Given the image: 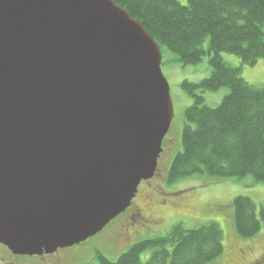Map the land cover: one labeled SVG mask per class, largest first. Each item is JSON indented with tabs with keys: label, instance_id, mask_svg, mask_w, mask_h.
Masks as SVG:
<instances>
[{
	"label": "water",
	"instance_id": "1",
	"mask_svg": "<svg viewBox=\"0 0 264 264\" xmlns=\"http://www.w3.org/2000/svg\"><path fill=\"white\" fill-rule=\"evenodd\" d=\"M172 120L158 45L112 0H0V245L32 257L100 233Z\"/></svg>",
	"mask_w": 264,
	"mask_h": 264
},
{
	"label": "trees",
	"instance_id": "2",
	"mask_svg": "<svg viewBox=\"0 0 264 264\" xmlns=\"http://www.w3.org/2000/svg\"><path fill=\"white\" fill-rule=\"evenodd\" d=\"M140 22L159 49L173 54L181 67L209 57V76L184 80L180 89L192 100L184 110L181 151L167 174L168 183L192 177L242 179L264 183V86L241 77V67L264 61V0H112ZM239 58L240 68L221 55ZM227 88L221 103L210 108L203 95ZM233 224L242 238L264 225V205L248 197L233 200ZM222 231L208 222L198 228L174 226L163 237L140 241L112 262L98 255L94 264H209L223 253ZM149 258L142 260L144 253Z\"/></svg>",
	"mask_w": 264,
	"mask_h": 264
},
{
	"label": "rangeland",
	"instance_id": "3",
	"mask_svg": "<svg viewBox=\"0 0 264 264\" xmlns=\"http://www.w3.org/2000/svg\"><path fill=\"white\" fill-rule=\"evenodd\" d=\"M182 5L187 0H179ZM161 71L169 84L173 104V120L162 143L155 175L148 182L139 184L137 193L124 213L111 221L96 236L69 248L59 249L56 257L61 264H94L98 255L114 262L132 245L151 238L163 237L181 224L187 229L213 222L222 231L223 253L209 264H264V225L253 237L242 238L233 224V200L236 197L250 198L257 213L264 205V183H256L251 176L242 179H212L192 177L168 183L167 174L175 155L181 151V134L186 120L184 110L192 105V100L180 89L184 80L200 82L210 73L209 57L204 56L195 66L181 67L176 58L166 49H161ZM225 64L240 68L239 58L223 54ZM240 77L248 84L264 86V61L254 66L241 67ZM229 93L223 88L213 93H205V105L217 107ZM150 187V191L147 188ZM136 207L142 208L145 224L136 221L129 223L128 216ZM146 252L142 260L149 258ZM244 258V260H243Z\"/></svg>",
	"mask_w": 264,
	"mask_h": 264
},
{
	"label": "flooded vegetation",
	"instance_id": "4",
	"mask_svg": "<svg viewBox=\"0 0 264 264\" xmlns=\"http://www.w3.org/2000/svg\"><path fill=\"white\" fill-rule=\"evenodd\" d=\"M163 143V142H162ZM155 175V174H154ZM150 181V180H149ZM148 182V180L146 181ZM146 192L150 191V187L147 188ZM132 203L130 205L131 209ZM144 211L142 208L136 207L135 210L128 216L129 223H136V221L145 224V219L143 216ZM58 250L52 254L43 253L40 256H19L14 255L7 248L0 245V264H61L62 258H55ZM244 260V258H243Z\"/></svg>",
	"mask_w": 264,
	"mask_h": 264
},
{
	"label": "bare ground",
	"instance_id": "5",
	"mask_svg": "<svg viewBox=\"0 0 264 264\" xmlns=\"http://www.w3.org/2000/svg\"><path fill=\"white\" fill-rule=\"evenodd\" d=\"M151 38H152V37H151ZM153 41H154V40H153ZM159 50H160V49H159ZM160 53H161V51H160ZM161 58H162V57H161ZM176 63H177V62H176ZM177 64H178V63H177ZM179 66H180V65H179ZM210 108H211V107H210ZM154 174H155V173H154ZM142 182H143V181H142ZM142 182H141V183H142ZM138 187H139V186H138ZM112 221H113V220H112ZM96 235H97V234H96ZM96 235H95V236H96ZM92 237H94V236H92ZM92 237H90V238H92ZM88 239H89V238H88ZM1 246H2V245H1Z\"/></svg>",
	"mask_w": 264,
	"mask_h": 264
}]
</instances>
